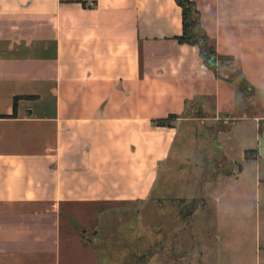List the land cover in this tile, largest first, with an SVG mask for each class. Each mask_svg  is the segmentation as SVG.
<instances>
[{
  "label": "crops",
  "instance_id": "crops-1",
  "mask_svg": "<svg viewBox=\"0 0 264 264\" xmlns=\"http://www.w3.org/2000/svg\"><path fill=\"white\" fill-rule=\"evenodd\" d=\"M190 1L241 85L217 79L197 47L177 42L176 0H0V264H62V225L86 242L75 219L89 214H107L97 232L113 238L85 246L81 264H146L164 241L150 245L145 210L172 201L174 226L184 200H197L191 216L205 219L198 264H264V118L242 104L244 87L264 98V0ZM244 123L248 132L237 130ZM201 127L215 140L234 130L236 142L214 150L228 167H237L230 152L240 154L253 193L217 191L242 183L240 165L177 197L178 173L166 174L182 168L180 130L184 151ZM125 210L142 225L113 228L109 216ZM126 232L129 242L117 241Z\"/></svg>",
  "mask_w": 264,
  "mask_h": 264
},
{
  "label": "rangeland",
  "instance_id": "rangeland-1",
  "mask_svg": "<svg viewBox=\"0 0 264 264\" xmlns=\"http://www.w3.org/2000/svg\"><path fill=\"white\" fill-rule=\"evenodd\" d=\"M219 69L223 71V66H219ZM243 100L244 101L242 104L244 105V109L246 108V110L248 111L245 113L248 114L247 117H249L251 114H255L262 115V118H264V98H260L253 93L250 95H246ZM250 127L251 125L244 123L242 125H238L237 130H246L248 132ZM186 129L187 128H181L179 136L180 139H178L176 143L177 145L174 149L175 157L180 152L183 156L185 155V158H182V160L176 159L175 161L176 167H178L181 162L182 168H170L172 170L169 169L168 173L166 174V177H173L178 173V179L180 180V182L178 183L177 187L176 185H173L177 188L176 195L178 198H187L191 193L195 194L197 191H199L200 187L204 189L206 185L203 183V181L200 180V178L202 177L209 178V180L213 178L215 179V181H217V179H220L221 177L223 178L236 175L238 172H240V165L244 168V163L240 161L241 158H239V153L230 152L232 154V159L237 163L235 164L237 166L235 168L228 167L227 164H223L222 155H219L216 150H214L215 145L218 144V141L221 142V144L224 143L226 146L228 144L235 143L236 137L234 130H231L229 133L219 136L218 140H215L216 138L214 139L211 136V133H209V129L207 127H201L196 131V134L194 136L192 135L190 137L187 146L183 151L181 146H183L182 144L184 142L185 135L187 134ZM173 161L174 157H172V162ZM244 169L248 174L244 173V176L246 177L244 178L242 183H237L234 186L230 183L220 185L217 187V191L220 192L222 190H225L237 193H253L254 191H252L247 185L249 183V179L245 180L246 178H251V175L249 174V168L246 167ZM174 171H176V173ZM171 202L166 201V204L163 207L159 208L155 206V202L152 201L150 210H145L144 212L145 218L143 221L146 222L145 227L146 229L150 228L151 230L150 245L154 246L155 243H157L156 245H158V243H160L161 241V238L164 241V246H161L164 248L162 250L163 253L154 255L156 253V250H149L152 257H150L146 264H198L197 258L200 254L199 241L202 236V231L200 229L204 225L203 223L205 221L203 216L194 218H192L191 216V210H193V208L195 209V206L198 205V201H183L184 206L179 210L183 215V223L180 222V220L179 223L174 226L172 225V223H175V214H170L169 211H166V208L170 207L169 204H171ZM105 208H107V206ZM91 209V207H88V213L91 211ZM106 217L107 214L105 217H102V219L98 216H95V218H93L91 222L90 220L92 218L90 214L87 218L76 217L75 223H78V225L82 226L86 231L88 239L86 242H83L81 238L78 237V235L73 234L72 236H69L67 225H62V264H81V260L85 254L84 250H87L85 246L88 247L91 243L96 246H99L100 244L102 246H107L112 242L113 233H111L110 230V232L106 235V231H108L107 227L103 226L104 230L102 234H98L97 232V225L102 221L105 225ZM115 218H117V223H114L112 226L113 228L115 227V229H117V227L122 229L123 227L124 229L129 230L130 226H134V229H137V226L142 225L140 215L137 216V214L135 213L130 217L127 210H125V212L123 211V215L119 213L117 215L112 214L109 216V219H111V221L115 220ZM209 220L211 221V219H208V224ZM78 225H76V227ZM211 226L214 225L212 224ZM162 229H164L163 234L158 233L160 236H156L157 231H161ZM94 232L96 233V235L94 234ZM126 236H128V232H126L125 234H121L119 236V240L117 241L129 242L128 240L130 238ZM210 236L212 238L214 237L213 227L210 229ZM117 241L113 242L117 243ZM144 246H148L147 243H145Z\"/></svg>",
  "mask_w": 264,
  "mask_h": 264
},
{
  "label": "trees",
  "instance_id": "trees-1",
  "mask_svg": "<svg viewBox=\"0 0 264 264\" xmlns=\"http://www.w3.org/2000/svg\"><path fill=\"white\" fill-rule=\"evenodd\" d=\"M176 2L182 10V34L176 38L177 42L197 47L201 61L217 79L241 85L243 78L238 64L232 57L220 56L216 53L213 42L202 28L200 15L194 4L190 0H176ZM219 66H223V71ZM174 118L176 117L169 116L155 123L157 126H168Z\"/></svg>",
  "mask_w": 264,
  "mask_h": 264
},
{
  "label": "water",
  "instance_id": "water-1",
  "mask_svg": "<svg viewBox=\"0 0 264 264\" xmlns=\"http://www.w3.org/2000/svg\"><path fill=\"white\" fill-rule=\"evenodd\" d=\"M243 91H244V93H245L246 95H248V94H250L251 89L248 88V87H244V88H243Z\"/></svg>",
  "mask_w": 264,
  "mask_h": 264
}]
</instances>
